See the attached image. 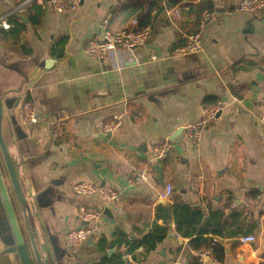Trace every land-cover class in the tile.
<instances>
[{
    "label": "crops",
    "instance_id": "1",
    "mask_svg": "<svg viewBox=\"0 0 264 264\" xmlns=\"http://www.w3.org/2000/svg\"><path fill=\"white\" fill-rule=\"evenodd\" d=\"M40 1L0 0V22L9 24L8 29L0 26V81H11L2 62L35 59L43 71L44 62L53 60L49 70L37 74L15 110L30 148L40 151L18 172L23 184L25 178L38 185L60 182L56 192L66 201L58 207V219L49 220L73 256L67 264H115L121 259L124 264H264V9L243 12L241 0H82L75 11L58 14L49 2ZM204 5L212 10L199 15ZM205 12L209 16L202 24ZM107 16L113 30L131 27L133 19L139 25L148 20L152 28L147 46L128 53L130 63L120 65L113 55L98 60L85 52L88 42L101 36ZM9 20H16L18 27ZM181 31H199L202 52L164 59L181 43ZM153 55L163 59L150 61ZM27 101L34 104L33 124L24 122L19 111ZM218 102L227 106L204 130L197 149L184 135L183 146L169 142L168 157L152 162L147 181L128 185L149 164L153 147L196 123L204 109ZM115 123L112 132L104 131L105 125ZM6 125L8 131L9 120ZM12 139L8 134L9 145ZM11 152L16 162L25 161ZM222 170L224 175L217 176ZM193 175L203 177L197 194L188 190ZM82 181L110 187L121 199L108 205L99 196L76 197L71 187ZM167 184L174 190L163 204L160 194ZM248 198L256 203L244 216ZM175 204L202 210L204 220L220 210L226 232L241 234L210 236L219 246L216 254L212 251L216 261L200 263L191 238L181 236L174 220L164 217V210ZM79 207L101 216L93 235L71 248L67 233L85 225L76 216ZM159 229L162 239L154 250L129 253L131 242ZM37 234L42 244L38 228ZM248 235L256 241L241 243ZM11 237L0 201V264H17L7 251ZM118 240L122 243L116 244Z\"/></svg>",
    "mask_w": 264,
    "mask_h": 264
},
{
    "label": "water",
    "instance_id": "2",
    "mask_svg": "<svg viewBox=\"0 0 264 264\" xmlns=\"http://www.w3.org/2000/svg\"><path fill=\"white\" fill-rule=\"evenodd\" d=\"M49 1L51 0H46V2ZM216 12H220V10L217 9ZM52 61V59H48L44 62L43 71L52 67L54 64ZM35 62L34 59L33 61L17 60L1 63L2 67L9 71L8 79H11L8 85H4L0 81L3 84L0 85V156L7 175L4 174L0 162V201L5 210L9 230L12 233L7 251L14 255L17 264H34V262L35 264H67L66 261L73 256L69 253V249L63 246L59 235L52 230L49 220L58 219V207L65 204L66 201L62 195L56 192L60 182L50 180L43 185H38L33 178L31 181L25 178L26 182L23 184L18 172L19 169L21 170L20 165L31 164L35 158L40 156L38 149L30 148L28 135L19 124L15 114L23 93L33 86L37 74L43 72ZM1 78L2 71L0 80ZM19 111L21 113V108ZM7 120L10 123L8 134L11 138L12 135L15 138L12 139V145L8 144V148L3 137L4 122L6 123ZM183 135L184 128H179L168 138V142L183 146L185 144ZM11 149H14L19 157H23L26 162H16ZM224 173L225 171L222 170L217 176H222ZM6 177L11 189H9ZM11 192L19 208L29 246L22 232ZM161 203L164 204V199H161ZM46 212L49 215H46ZM37 228L43 241L42 244H38L37 241ZM42 251L45 253V257Z\"/></svg>",
    "mask_w": 264,
    "mask_h": 264
},
{
    "label": "built area",
    "instance_id": "3",
    "mask_svg": "<svg viewBox=\"0 0 264 264\" xmlns=\"http://www.w3.org/2000/svg\"><path fill=\"white\" fill-rule=\"evenodd\" d=\"M30 0H27V2ZM37 1V0H36ZM39 2H41L39 0ZM82 0H51L49 5L51 9L58 13L62 14L65 12L75 11ZM26 3V2H24ZM22 4V6L24 5ZM239 9L243 12L253 13L259 10L264 9V0H241ZM208 13H204V21L208 18ZM110 16H107L101 23V36L93 38L90 40L85 48V52L98 59L103 60L107 59L109 56L113 55L120 59L119 64L130 63L132 60L128 57V53H131L133 50L138 48H144L147 46L148 42L152 38V28L151 26H143L139 29L132 28L137 25L135 19L132 20V26L122 30H113L110 28ZM0 26L4 29L9 28V24L6 21H1ZM180 38L182 40V46L172 49L166 58L173 57H182L190 54H197L202 52V36L199 31L195 32H180ZM163 58H159L156 55L151 56L150 61H159ZM236 103H240L239 100H234ZM227 106L224 102H218L212 107L204 109L201 118L194 124H191L184 128V136L192 146V148L197 149L202 141V135L204 130L213 125L220 113L223 112ZM260 107L264 111V99L261 101ZM21 114L23 121L28 124H33L37 121V116L32 102H24L21 106ZM117 124H107L104 126L105 132H112L116 128ZM172 145L169 142H164L162 144L156 145L151 151V158L149 164L142 167L134 177L128 179L127 183L130 186H138L147 181L149 172L151 171L152 162L157 163L166 159L170 153ZM203 186V177L201 175H193L190 177L188 182V190L190 193L197 194L200 193ZM72 193L76 197H90V196H99L106 204H115L118 203L121 199L120 193L113 190L110 187L99 186L89 182H77L74 183L71 187ZM174 190L172 184H167L164 190L160 194V199L167 200L171 197ZM256 203V199L248 198L245 202L243 209V214L246 216L249 213V210ZM79 221L85 225L70 230L67 233V242L71 248H77L86 242L94 232V228L97 225L101 214L89 210L84 207H79L76 213ZM241 243L252 244L256 241L255 236L248 235L240 238ZM197 258L200 263L203 262H214L216 261L212 249L205 248L199 250L197 253Z\"/></svg>",
    "mask_w": 264,
    "mask_h": 264
},
{
    "label": "trees",
    "instance_id": "4",
    "mask_svg": "<svg viewBox=\"0 0 264 264\" xmlns=\"http://www.w3.org/2000/svg\"><path fill=\"white\" fill-rule=\"evenodd\" d=\"M172 3L177 2L176 0H171ZM210 6L204 5L199 7V15L202 14V12ZM194 10V6H190V12ZM131 14H134L131 12ZM129 18L130 13L128 14ZM200 20V18H199ZM10 25L18 27V22L16 20H9ZM145 23L137 24L136 29H139L143 26L149 25ZM150 26V25H149ZM182 41L179 45H176L174 48L182 46ZM173 48V49H174ZM212 107V106H211ZM209 108V107H208ZM164 217L166 218H172L174 220V223L176 225L177 232L181 236L189 237L191 238V244L194 249H202V248H211L212 251L216 254V248L217 243H212V240L209 238L210 236H217L220 238H233L238 237L241 232L235 231L228 233L226 232V222H222V217L224 216V213L220 210H217L215 212H212L210 215L213 216L212 219L208 218L206 220L203 219L204 214L202 210L194 207H190L187 205L182 204H175L171 208H167L164 210ZM210 216V217H211ZM236 219H240V214H235L233 216ZM162 231L159 229L154 235H149L146 238H144L141 242H131L129 244V253L133 254L137 249L143 248L144 253H148L155 249V245L157 242H159L162 239ZM122 243V240H118L116 244ZM219 247V246H218ZM124 260H119L115 264H124Z\"/></svg>",
    "mask_w": 264,
    "mask_h": 264
},
{
    "label": "rangeland",
    "instance_id": "5",
    "mask_svg": "<svg viewBox=\"0 0 264 264\" xmlns=\"http://www.w3.org/2000/svg\"><path fill=\"white\" fill-rule=\"evenodd\" d=\"M6 126L7 128V125L6 123L4 122V127ZM3 137H4V140H5V144H6V147L8 148V131L5 129L3 130ZM17 154V157H19L18 153L16 152ZM15 155V154H13ZM15 159H18L16 158V156H13ZM0 162H1V165H2V168H3V171H4V174L6 175V172H5V168H4V165H3V162H2V159H1V156H0ZM7 176V175H6ZM7 179V177H6ZM7 183H8V186H9V189L10 188V185H9V182H8V179H7ZM12 193V192H11ZM12 197H13V193L11 194ZM13 202H14V205H15V209H16V214H17V217H18V220H19V223H20V226H21V229H22V232L25 236V239H26V243L27 245L29 246V240H28V236H27V232L25 230V227H24V224H23V221H22V217H21V214H20V211H19V208L17 207V204H16V201L14 200V197H13ZM45 261V260H44ZM46 264V263H45Z\"/></svg>",
    "mask_w": 264,
    "mask_h": 264
}]
</instances>
